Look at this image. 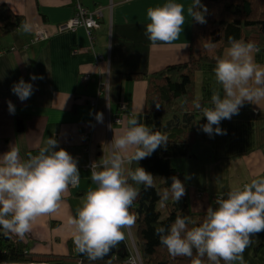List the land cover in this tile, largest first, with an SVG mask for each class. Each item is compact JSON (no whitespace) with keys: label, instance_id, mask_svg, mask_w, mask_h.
Returning <instances> with one entry per match:
<instances>
[{"label":"crops","instance_id":"crops-1","mask_svg":"<svg viewBox=\"0 0 264 264\" xmlns=\"http://www.w3.org/2000/svg\"><path fill=\"white\" fill-rule=\"evenodd\" d=\"M166 2L79 0L88 11L101 13L99 28L89 36L84 28L59 32V26L74 16L76 0H0V6H9L32 26L28 33L16 31L0 40V155L15 145L26 159L55 137L59 147L78 161L80 172L79 185L69 186L58 211L37 218L23 239L7 233L24 243L31 254L77 252L68 221L83 205L86 193L97 187L91 181L90 165L102 164L110 156L109 144L128 127L129 119L135 117L142 123L148 77L187 63L191 45L202 39L204 26L187 15L192 0H172L185 6L180 38L171 46H151L145 36L150 22L147 10ZM39 31L48 39L35 41ZM225 56L226 51L222 58ZM252 56L253 63L264 67V52L254 51ZM142 74L146 77H133ZM30 75L43 78L32 81ZM21 78L34 87L23 102L11 91ZM8 101L15 106L14 114L9 112ZM244 106L234 119L219 125L226 134L198 142L193 158L176 161V168L188 177V198L194 212L216 207V197L250 183L254 179L250 171L264 164V100ZM96 113L103 114V122L97 121ZM118 118L122 119L120 125L115 123ZM131 166L124 164L125 176ZM197 192L202 198H197ZM251 241L243 253L245 264H264V232ZM257 245L260 248L254 255Z\"/></svg>","mask_w":264,"mask_h":264},{"label":"clouds","instance_id":"clouds-1","mask_svg":"<svg viewBox=\"0 0 264 264\" xmlns=\"http://www.w3.org/2000/svg\"><path fill=\"white\" fill-rule=\"evenodd\" d=\"M207 11L201 0H192L187 15L204 24ZM184 13L185 6L172 0L148 8L150 22L146 25L145 36L152 47L171 46L179 40L186 21ZM31 29V24L23 21L16 30L28 33ZM228 44L226 56L217 58L213 69L223 97L214 87L211 107L194 103L195 109L207 120L200 129L210 138L226 134L219 125L238 115L245 102L253 104L264 100V67L253 63L252 56L258 51L257 46L233 37L228 38ZM206 47L214 48L215 44ZM42 78L30 75L32 81ZM11 91L23 102L31 97L34 87L21 78L12 85ZM8 109L14 114L15 106L11 101H8ZM96 119L103 122V114L96 113ZM167 144L166 134L153 131L133 117L122 134L114 135L109 144L110 156L104 158L102 164L92 163L91 181L97 187L86 193L83 205L68 221L73 229L75 249L90 262L103 260L111 249L125 240L122 229L131 228L136 223L137 217L129 209L140 193L129 179L136 185H143L145 190L153 187L155 177L151 173L138 166L129 169L125 176L124 164L139 165L158 148L166 149ZM171 181L170 186L158 193L161 207L170 198L179 203L186 194L185 184L178 177H171ZM79 182L78 161L59 147L55 137L48 138L45 147L26 159L21 158L19 147L10 145V150L0 155V230L23 239L37 218L60 209L69 186ZM215 205L207 208L199 226L189 228L191 218L180 214L167 227L157 225L154 235L160 245L172 257L192 258L195 250L192 264H202L204 257L209 264H221V261L224 264H245L243 253L252 242L251 238L264 232V177L216 197Z\"/></svg>","mask_w":264,"mask_h":264},{"label":"trees","instance_id":"trees-1","mask_svg":"<svg viewBox=\"0 0 264 264\" xmlns=\"http://www.w3.org/2000/svg\"><path fill=\"white\" fill-rule=\"evenodd\" d=\"M201 4L208 10L205 14V32L202 39L191 45L189 61L165 68L148 77L150 86L142 124H146L153 131L166 134L168 144L166 149L158 148L150 157L142 159L139 165L132 163L131 166V170L138 166L143 167L155 177L153 187L148 190L129 179V183L140 193L129 211L137 217L136 223L130 229L136 239L134 249L141 264H192V259L196 257L195 250L192 258L172 257L154 235L157 225L167 227L174 222L177 214L189 216L192 220L189 224L191 228L199 226L206 213L192 210L186 175L173 166L172 162L178 158H193L194 145L210 140L200 129L207 120L195 109L194 103L211 107L214 87L223 97V90L215 81L213 69L217 58H222L223 52L229 47L228 38L253 42L258 53L264 52V0H201ZM23 21H26L25 17L15 13L9 6H0V40L16 32ZM210 43H214L215 47H206ZM133 77L138 79L146 75ZM242 108L245 109V106ZM261 131L264 132V128ZM251 146L250 144L248 148ZM173 176L185 184L186 194L179 203L170 198L161 207L158 193L171 185ZM122 246V255L115 254L109 260L90 262L86 257H80L78 251L70 255L31 254L19 239L0 230V264H128V259L135 254L126 240L117 245V251H121ZM259 248L260 245L254 248V255ZM202 264H209L207 257L202 258ZM221 264L224 262L221 261Z\"/></svg>","mask_w":264,"mask_h":264},{"label":"built area","instance_id":"built-area-1","mask_svg":"<svg viewBox=\"0 0 264 264\" xmlns=\"http://www.w3.org/2000/svg\"><path fill=\"white\" fill-rule=\"evenodd\" d=\"M101 18L100 11H88L86 8H84L80 3L79 0H76V11L72 19H70L68 22L61 24L59 26V32H66V31H72L75 32L79 28H84L88 35L91 36V33L93 30L99 28V20ZM48 36L44 32H37L35 36L36 41H42L47 40ZM95 104V102H93ZM125 106L123 107L124 110ZM116 124H122V119L118 118L115 120ZM91 169V165H90ZM77 185H70L71 187H76ZM141 264L139 263V255L136 253V255H132L128 259V264Z\"/></svg>","mask_w":264,"mask_h":264},{"label":"rangeland","instance_id":"rangeland-1","mask_svg":"<svg viewBox=\"0 0 264 264\" xmlns=\"http://www.w3.org/2000/svg\"><path fill=\"white\" fill-rule=\"evenodd\" d=\"M203 26H205L204 24H202ZM204 32H205V29H204ZM204 36V35H203ZM36 41V40H35ZM176 161H182V159L180 158H178V159H175V160H173V162H172V165L173 166H175V165H177V163L178 162H176ZM251 162V161H250ZM176 163V164H175ZM247 163H249V161L247 162ZM200 166H201V163L199 164ZM253 172H254V179H259V178H262V177H264V164H262V165H258L257 167H255L254 169H253V171H250V175L251 176H253ZM205 192V191H204ZM195 195L197 196V198H202V197H199L198 195V192L197 193H195ZM203 197H204V195H203ZM122 231H124V233H125V240L129 243V245H130V247H131V249H132V251H133V253L136 255V250L134 249L135 248V246H136V239L134 238V236H133V231H131V229L130 228H125V229H122ZM134 249V250H133ZM141 262V260H140V257H139V263Z\"/></svg>","mask_w":264,"mask_h":264},{"label":"water","instance_id":"water-1","mask_svg":"<svg viewBox=\"0 0 264 264\" xmlns=\"http://www.w3.org/2000/svg\"><path fill=\"white\" fill-rule=\"evenodd\" d=\"M5 236L7 237V235H5ZM6 237H5V238H6ZM6 240H7V239H6ZM123 250H124V249H123V246L121 247V251H117V248H113V249L110 250V252L108 253V255H106V256L104 257L103 260H109V259L113 258V256H114L115 254L122 255L121 252H122ZM79 256H80V257H85V256H83V254H80V253H79Z\"/></svg>","mask_w":264,"mask_h":264},{"label":"bare ground","instance_id":"bare-ground-1","mask_svg":"<svg viewBox=\"0 0 264 264\" xmlns=\"http://www.w3.org/2000/svg\"><path fill=\"white\" fill-rule=\"evenodd\" d=\"M124 110H125V108H124ZM199 197H202V194L201 193H199V195H198Z\"/></svg>","mask_w":264,"mask_h":264}]
</instances>
